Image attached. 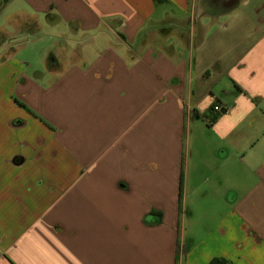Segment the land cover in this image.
Instances as JSON below:
<instances>
[{
	"label": "crops",
	"instance_id": "1",
	"mask_svg": "<svg viewBox=\"0 0 264 264\" xmlns=\"http://www.w3.org/2000/svg\"><path fill=\"white\" fill-rule=\"evenodd\" d=\"M242 2L0 0V264H264V33L202 54Z\"/></svg>",
	"mask_w": 264,
	"mask_h": 264
},
{
	"label": "rangeland",
	"instance_id": "2",
	"mask_svg": "<svg viewBox=\"0 0 264 264\" xmlns=\"http://www.w3.org/2000/svg\"><path fill=\"white\" fill-rule=\"evenodd\" d=\"M221 24L217 27H214L210 30L209 40L207 42V46L204 47L202 54L205 58L212 60L214 59L216 62L220 64L221 68L228 69L227 67L233 60L240 57L244 50L245 45L235 46L234 41H238L239 39H243L244 36L250 32L254 35L252 38H256L264 33V28L259 33H254V29L260 24L257 22L258 20H262L261 22L264 24V0H244L237 10V14L231 16L223 15L220 16ZM236 20V22H234ZM240 24V26H238ZM237 25V26H236ZM47 38L46 36H42L40 40L37 42L30 41V43L26 46L21 47L16 53L15 58L18 62L24 64V59H31V63L28 65L29 67H43L42 62H35V59L39 58V52L46 46ZM27 66V67H28ZM227 72H221L220 74L213 73L214 76L213 81L217 82L216 88H227L232 87L230 83V78ZM215 86V85H214ZM216 91V89L214 88ZM226 107V106H224ZM19 123V122H15ZM14 162H19V160H14ZM146 218V216H145ZM146 223V221H145ZM147 224V223H146Z\"/></svg>",
	"mask_w": 264,
	"mask_h": 264
},
{
	"label": "trees",
	"instance_id": "3",
	"mask_svg": "<svg viewBox=\"0 0 264 264\" xmlns=\"http://www.w3.org/2000/svg\"><path fill=\"white\" fill-rule=\"evenodd\" d=\"M225 110H222L221 112H224ZM181 212V207L179 205V213ZM151 217L150 221H147V224H159L161 222V213H156V212H151L150 214H148L146 217ZM178 243H177V256H176V264H178ZM189 246H185L183 249V252L186 250V248H188ZM223 260L221 259H212L209 264H223Z\"/></svg>",
	"mask_w": 264,
	"mask_h": 264
},
{
	"label": "built area",
	"instance_id": "4",
	"mask_svg": "<svg viewBox=\"0 0 264 264\" xmlns=\"http://www.w3.org/2000/svg\"><path fill=\"white\" fill-rule=\"evenodd\" d=\"M214 110L217 111V112H221L222 110H226V107H224L222 105H219V104H216L214 106Z\"/></svg>",
	"mask_w": 264,
	"mask_h": 264
},
{
	"label": "flooded vegetation",
	"instance_id": "5",
	"mask_svg": "<svg viewBox=\"0 0 264 264\" xmlns=\"http://www.w3.org/2000/svg\"><path fill=\"white\" fill-rule=\"evenodd\" d=\"M220 6L225 3V0H215Z\"/></svg>",
	"mask_w": 264,
	"mask_h": 264
},
{
	"label": "water",
	"instance_id": "6",
	"mask_svg": "<svg viewBox=\"0 0 264 264\" xmlns=\"http://www.w3.org/2000/svg\"><path fill=\"white\" fill-rule=\"evenodd\" d=\"M150 220H151V217H150V216L145 218V221H146V222H147V221H150Z\"/></svg>",
	"mask_w": 264,
	"mask_h": 264
}]
</instances>
